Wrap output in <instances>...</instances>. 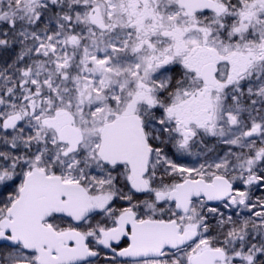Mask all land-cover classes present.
<instances>
[{
	"label": "snow or ice",
	"instance_id": "snow-or-ice-1",
	"mask_svg": "<svg viewBox=\"0 0 264 264\" xmlns=\"http://www.w3.org/2000/svg\"><path fill=\"white\" fill-rule=\"evenodd\" d=\"M0 264H264V0H0Z\"/></svg>",
	"mask_w": 264,
	"mask_h": 264
}]
</instances>
